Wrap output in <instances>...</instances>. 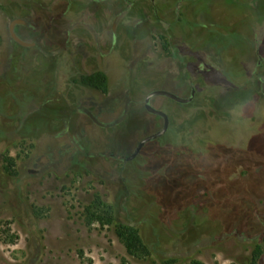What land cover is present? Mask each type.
Here are the masks:
<instances>
[{
  "label": "rangeland",
  "instance_id": "1",
  "mask_svg": "<svg viewBox=\"0 0 264 264\" xmlns=\"http://www.w3.org/2000/svg\"><path fill=\"white\" fill-rule=\"evenodd\" d=\"M85 1L0 0V264H264V0L99 5L94 19L115 25L113 96L97 102L107 127L68 98L84 92L73 66L9 31L33 10L18 34L57 41L59 16L72 23ZM184 73L196 98L155 97L171 127L127 161L163 127L145 97L169 90L166 77L189 97ZM96 195L114 224L87 223ZM117 222L139 229L150 256L127 252Z\"/></svg>",
  "mask_w": 264,
  "mask_h": 264
},
{
  "label": "flooded vegetation",
  "instance_id": "2",
  "mask_svg": "<svg viewBox=\"0 0 264 264\" xmlns=\"http://www.w3.org/2000/svg\"><path fill=\"white\" fill-rule=\"evenodd\" d=\"M34 1L35 0H31V4H34ZM109 1L112 0H87L84 3H79L80 6L79 11L81 12V14L79 17L77 16V18L73 20L72 23L71 21L69 23V21L65 19L64 15L59 16L60 18L58 23L59 36L57 41H53L49 39L50 38L49 36L45 35L43 37L44 46H40L39 39L37 37L33 38L31 41H27L32 43L31 46H24L29 49H37L41 47V49L44 50L48 56L50 55L56 56L57 59L59 60V63L61 64V68H64V70L69 66H73L75 68L76 72L74 74V77L71 78V83L73 85H80L84 89V92L78 94H70L68 98L73 100L76 99L78 102H80L79 111L81 112L83 111L87 113L93 119V121L95 118L100 121L99 117L103 115V111H104L102 106L97 102L109 101L112 99L113 96L112 73H113V51L115 46V41L113 39V31L115 29V25L113 23L112 25L109 24L110 22L108 20L99 21L97 19L96 20L94 19L95 18L94 12L100 7L99 5L108 4ZM126 1H130V0H126ZM33 17L34 14L32 10L28 19H24L25 23L18 24L16 26L15 29L16 33L20 38L22 37L17 32L18 26H24L27 28L31 27L33 29V19H32ZM61 17L63 20H61ZM93 19L96 21V24L94 23ZM72 28H77V29L73 31ZM104 29L108 30L106 34H104L103 32ZM11 38L14 40V42L18 43L12 36ZM48 44H57V46L56 48L50 47ZM45 46H47V49L45 48ZM263 65H264V58L262 56H259V60L255 64V67L259 68L262 67ZM95 74L101 75L100 81L102 84L105 85V89H99L95 87L92 83L84 82L83 79L85 77L91 78V76ZM184 75L186 76V81H189V84L191 85V94H190L191 96L193 90L194 89L196 90V88L193 86L192 78L188 77L187 73H184ZM257 75L258 73H256L254 81L257 79ZM166 79H168L169 82H171L169 91L179 95V92L175 90L172 86V77H166ZM181 79H183V77H181L179 80L180 86H182ZM260 79L262 80V77ZM196 96H197V90H196L195 98ZM157 97H165L170 100H173L166 96H157ZM145 99H144V103L146 105ZM153 99L151 103H153ZM183 105H187V104H183ZM89 106L94 108L96 114H94L93 111L89 109ZM158 109L164 110L162 106H160ZM156 116L161 118L164 125V119L161 116L158 115ZM94 122L97 125H99L96 121ZM103 124L104 125L102 127L108 126V124L106 123ZM170 127H171V119H170Z\"/></svg>",
  "mask_w": 264,
  "mask_h": 264
},
{
  "label": "trees",
  "instance_id": "3",
  "mask_svg": "<svg viewBox=\"0 0 264 264\" xmlns=\"http://www.w3.org/2000/svg\"><path fill=\"white\" fill-rule=\"evenodd\" d=\"M100 77V74H95L91 76V78L85 77L83 80L86 83H92L99 89H105V85L101 83ZM86 220L89 225L98 222L103 226L114 224L116 221L113 208L106 205L99 195H96L92 204L88 206ZM116 232L130 255L139 259L150 256L151 249L143 241L140 231L135 225L117 222ZM190 264L204 263L200 260L194 259Z\"/></svg>",
  "mask_w": 264,
  "mask_h": 264
},
{
  "label": "water",
  "instance_id": "4",
  "mask_svg": "<svg viewBox=\"0 0 264 264\" xmlns=\"http://www.w3.org/2000/svg\"><path fill=\"white\" fill-rule=\"evenodd\" d=\"M25 20L22 18H16L13 19L10 22L9 25V31L11 36L21 45L23 46H31L32 43L27 42L25 40H23L22 38H20L17 33H16V26L18 24H24ZM195 94H196V90L194 89L192 92V95L190 97H182L174 92H171L169 90H165V89H157V90H153L151 91L147 96H146V109L149 113L154 114V115H158L161 116L164 119V125L162 127V129H160L159 131L155 132V133H151L149 135H147L146 137H144L140 143L138 144V146L136 147V149L134 150V152L127 157V161H132L134 160L143 150V148L145 147V145L153 140H156L162 136H164L170 127V117L169 114L167 112H165L164 110L158 109L156 108L152 103V99L157 97V96H166L169 97L171 99H173L174 101L181 103V104H188L191 103L194 98H195ZM94 121H96L99 125L103 126L104 124L97 120L96 118L94 119Z\"/></svg>",
  "mask_w": 264,
  "mask_h": 264
}]
</instances>
